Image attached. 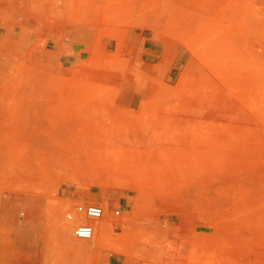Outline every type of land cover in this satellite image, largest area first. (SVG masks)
Masks as SVG:
<instances>
[{
    "label": "rangeland",
    "instance_id": "obj_1",
    "mask_svg": "<svg viewBox=\"0 0 264 264\" xmlns=\"http://www.w3.org/2000/svg\"><path fill=\"white\" fill-rule=\"evenodd\" d=\"M4 200L0 264H264V0H0Z\"/></svg>",
    "mask_w": 264,
    "mask_h": 264
},
{
    "label": "crops",
    "instance_id": "obj_2",
    "mask_svg": "<svg viewBox=\"0 0 264 264\" xmlns=\"http://www.w3.org/2000/svg\"><path fill=\"white\" fill-rule=\"evenodd\" d=\"M81 37H77L73 42L72 41H62L61 43H58L57 41H53L54 48H57L56 51L58 53L59 62L63 65L64 68H72L76 66L80 60L82 55H79L83 49V47L86 45L81 39ZM73 50L74 54H70L69 52ZM15 202L13 200H4L3 205L1 206L0 211V218L2 219V231L0 234V239L3 241L6 239L7 233L6 230L9 229L10 225L14 224V221L17 220L16 218H20V221L22 224L25 223H32V213L30 209H32V206L29 205H19V206H10L11 204H14ZM21 215V216H20ZM24 215V216H23ZM27 217H26V216ZM26 217V218H25ZM32 225H28L27 227H20V233H19V239L24 241V243H27L31 241L32 233H30L29 230ZM35 231L40 232V228L34 227ZM42 233V232H41ZM36 240H43L42 236L36 237ZM27 248H36V247H28ZM0 254L2 256L7 254V248L2 246L0 248Z\"/></svg>",
    "mask_w": 264,
    "mask_h": 264
},
{
    "label": "bare ground",
    "instance_id": "obj_3",
    "mask_svg": "<svg viewBox=\"0 0 264 264\" xmlns=\"http://www.w3.org/2000/svg\"><path fill=\"white\" fill-rule=\"evenodd\" d=\"M220 63V62H219ZM258 69V68H257ZM262 74V73H261ZM259 79V78H258ZM224 129V128H223ZM223 132V131H222ZM90 206H94V205H90ZM90 206H82V207H80V206H78V207H76L73 211H71V212H69L68 213V215H67V220L69 221V222H76L77 220H76V218H77V216H78V218H81L80 219V222L82 223V224H80V225H78L77 227H75V231H74V235L76 236V233H77V231L80 229V228H82V227H84V226H89L91 229H92V231H93V236H94V234H95V231L94 230H97V229H103V230H106V229H108V230H110L111 228H113V226H114V223H111V221H107V220H105V222H100V220H98V221H96V222H94L95 220H91V219H89V217L87 216V214H86V209H87V207H90ZM96 206V205H95ZM105 206V205H104ZM99 207V206H98ZM104 208V207H103ZM105 211V210H104ZM107 212V211H106ZM104 217V216H103ZM93 236H92V238H93ZM76 238V237H75ZM76 239H78V238H76ZM78 240H80V241H90V240H92V239H90V240H82V239H78Z\"/></svg>",
    "mask_w": 264,
    "mask_h": 264
},
{
    "label": "built area",
    "instance_id": "obj_4",
    "mask_svg": "<svg viewBox=\"0 0 264 264\" xmlns=\"http://www.w3.org/2000/svg\"><path fill=\"white\" fill-rule=\"evenodd\" d=\"M86 214L91 220L98 221L103 218L104 210L101 206H90L86 209ZM93 231L89 226H84L80 228L76 233V238L82 240H90L92 239Z\"/></svg>",
    "mask_w": 264,
    "mask_h": 264
}]
</instances>
